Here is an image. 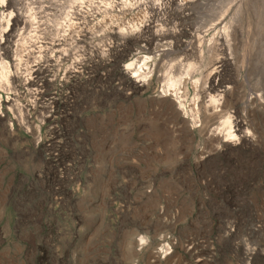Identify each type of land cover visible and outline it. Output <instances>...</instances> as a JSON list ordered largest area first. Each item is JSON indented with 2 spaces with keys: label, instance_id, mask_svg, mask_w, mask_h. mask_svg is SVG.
<instances>
[{
  "label": "rangeland",
  "instance_id": "rangeland-1",
  "mask_svg": "<svg viewBox=\"0 0 264 264\" xmlns=\"http://www.w3.org/2000/svg\"><path fill=\"white\" fill-rule=\"evenodd\" d=\"M95 1L74 8L87 21L24 42L11 67L20 88L0 82V264H264V0H203V13L185 11L187 26L165 11L153 18L168 0ZM230 23L240 57L207 81L201 54ZM170 31L186 32L179 48L145 39ZM45 43L65 52L32 53ZM191 51L177 71L171 60ZM41 64L50 73L29 95ZM211 94L223 101L209 115ZM230 115L242 130L225 142L212 131Z\"/></svg>",
  "mask_w": 264,
  "mask_h": 264
},
{
  "label": "bare ground",
  "instance_id": "bare-ground-1",
  "mask_svg": "<svg viewBox=\"0 0 264 264\" xmlns=\"http://www.w3.org/2000/svg\"><path fill=\"white\" fill-rule=\"evenodd\" d=\"M98 1H101L102 2L101 4H104L107 2V0H98ZM120 1H121V4H119L120 5L119 7L122 8V6H123V8H125V6L127 5V2L129 0H120ZM168 1L170 2V4H167L164 1V3H161L160 5H153L150 8L151 13L153 14V18L158 17L163 11H165L166 14L171 19L179 18V19L184 21L183 25L187 26L188 23L191 22L193 18L184 17L186 10L193 9V10H196L198 14H200V12L203 13L204 11H206L209 8V4L204 3L203 0H196L195 3H192L191 0H184L183 4L178 3L179 0H168ZM96 3L97 2L95 0H0V5L2 7L1 17H0V37H1L0 47H2L6 51V53H5L6 56L8 58L12 59L10 62H6L4 60L1 62V65H0V82L2 84L1 87L4 88V87L8 86V88L11 87L13 90H17L18 88H20L22 86L20 84L19 78L17 76L13 77L11 75L12 74L11 73V67L14 65L15 66L18 65L17 62L20 63L23 61L22 60L23 58L21 59V53H23L22 47H24V42L26 40H29V39L33 40L34 38L39 40V39H41V36L46 35V33L54 32L55 26L60 25L61 21L65 22L66 24H68V23L72 24L73 23L75 25H78L79 23L75 22L74 20L87 21L88 18L84 17L82 15H80L81 16L80 18H78V17L74 18L75 17V14H74L75 12H73L74 8L77 6V8H80L81 12H83V10L87 9V7L96 8L97 7ZM87 5H89V6H87ZM164 5H165V7H164ZM172 6L178 7L177 8L178 9L177 14H174V13L172 14V12H171ZM124 14H125V11H124ZM216 20H218V17L214 18V19L212 18V20L203 19V21H201L200 24L203 26V28H208L209 26L211 28V27L215 26L213 23ZM50 27H54V28L51 29ZM239 30H240L239 25L232 24V23L226 25L224 28L222 37L219 38V40H217V43L215 45V46H217V49H215V47L213 48V46H212V48H210L209 50H204L202 52L201 60H200L201 61V67L199 69L200 70L202 68L207 69V73H208L207 81H209L212 78V76H214L216 70H218L222 66L229 64V61H228L230 59V58L228 59L229 55H230V57H233V59H236V60L239 59L240 50L242 47V45H241L242 41L239 38L241 36ZM82 32L84 34V38H88L90 36V32L87 31V29L83 30ZM149 33H150V31H149ZM156 34H154V33H152L151 35L149 34L145 38V39H148V42L150 43L151 46L155 45V49H158L160 47L161 48L165 47L164 45H162L163 43L175 44V46L177 48H179L182 44V41H183L182 39L185 38V36H186L185 31H182L181 34H176V33L171 32V31L162 33L160 35H156ZM201 36H203V35H201ZM199 43L202 45V42H199ZM254 44L256 45V41L254 42ZM50 51H52L54 53L56 52L58 54H62V52H65L64 49L60 50V48L55 47L54 44L51 45L50 43H45L44 46H39V47H36L35 49H33L32 53L33 54L39 53L42 56V55H44L45 52H50ZM193 51H195V50H193ZM193 51L187 53L185 57L183 56L184 57L183 59L175 56V58H173L171 60L172 65L177 69V71L184 68L185 62H190L191 55L193 53H195ZM209 55H211V62H210V64L205 65V67H204L202 65V63L205 61V59H208L207 57H209ZM27 58H29V55L27 56ZM25 65H26V63H25ZM196 66H198V63H190L189 64V70H191V73L194 72L193 70H196ZM127 68L131 69V70L135 69L139 72L140 70H143L142 62L141 61L140 62L133 61L127 65ZM109 71H111V70H109ZM138 72H136V74ZM196 72H198V71H196ZM204 72H206V71H204ZM49 73H50V70H48V68L45 65H42V64L38 65V68L31 73L32 79H30L29 81H27L23 85L24 88L29 92V95H33V93H34L33 91L36 90L38 82L41 79H44ZM202 74H204V73L202 72ZM26 75H29V74H26ZM216 75H218V74H216ZM188 81H190V80H188ZM178 83H179V79L174 78L172 80L171 85H169V86L176 89ZM225 86L227 87V85H225ZM194 87H195V85H194ZM205 87H207V86L205 85ZM208 90H210L211 92H215V93L218 92L217 88L212 87V86H210V87L208 86ZM8 91H10V89ZM204 93H206V92H204ZM221 94H222V92H221ZM221 94H218L215 96H213L211 94L213 96V97H211V104L209 105V107H206L207 108L206 112L209 115H212V109L213 108H217V106H219L218 108H220V105H221L220 101L222 100L221 98L223 97ZM43 95H44L43 93L36 94L37 98L38 97L43 98L44 97ZM224 100H225V97H224ZM1 102L2 101L0 100V106H1ZM8 103L10 104L11 102H8ZM178 103L181 106V111L183 110V111H185V114H187L189 109L188 110L186 109V107L184 106L185 104L183 105L182 103H180V101H178ZM208 103H210V102H208ZM193 105H195V104H193ZM224 105H225V103H224ZM213 111H214V109H213ZM192 113L194 114L195 122H201V112H200L199 106H196L195 108H193ZM235 121L238 123H236V124L234 123V118L232 116L228 117V118L224 117L223 121L221 123H219V126L217 128H214V130L212 132H214L215 135H217V136L222 135L225 138V142L234 141L238 138L236 131L241 132V130H242L241 126L239 125V123H240L239 120L236 119ZM235 128H236V130H234Z\"/></svg>",
  "mask_w": 264,
  "mask_h": 264
}]
</instances>
